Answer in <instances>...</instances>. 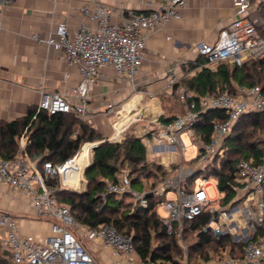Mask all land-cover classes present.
I'll use <instances>...</instances> for the list:
<instances>
[{
  "label": "built area",
  "instance_id": "2783aa9c",
  "mask_svg": "<svg viewBox=\"0 0 264 264\" xmlns=\"http://www.w3.org/2000/svg\"><path fill=\"white\" fill-rule=\"evenodd\" d=\"M140 1L154 7L149 11H139L113 6L103 0H85L80 7L82 19L78 29L73 31L68 24L59 23L46 36L33 34L35 40L62 54L66 62L80 72V80L72 89L78 104H72L61 92L43 90L38 110L44 109L50 115L74 112L83 116L103 68H111L123 78L136 80L146 56V32L180 18L188 0ZM232 2L235 17L220 30L218 38L215 41L198 40L194 44L197 55L205 59L198 64L199 69L215 70L224 63L241 66L248 60L264 57V0ZM116 12L122 17L121 23L113 22ZM177 80L176 72L172 71L168 76L169 83L174 85ZM176 98L184 104V112L169 123L159 122L158 131L149 130L140 137L148 151L156 155L177 152L182 157L177 174L162 178L160 186H145L138 190L132 185L129 172L120 171L117 181L108 180V192L130 195L143 207L148 206L150 195L163 197L161 206L166 215H158L167 231L178 239L183 251L182 264H190L184 231L204 213L209 215V219L203 231L217 237L231 236L235 244L224 246L202 264H264V156L260 161L250 156L235 163L233 195L224 201L226 192L220 190L224 195L218 206L212 204L218 199H211L206 191L208 176L203 177L202 184L188 186V180L196 172H209L212 165L222 161L226 138L244 114L264 112L263 88L259 84L238 85L235 93L226 90L198 94L178 86ZM210 110L219 111L226 117L213 122L211 138L206 141L196 132V126L203 113ZM183 133L200 144L197 156L189 161L192 164L187 167L183 165V154L187 150ZM87 143L93 150L100 141ZM20 144L25 149L24 135ZM78 154L58 164L45 160L40 167L39 161L27 159L22 153L12 160L0 153V184L27 192L36 215L51 222L50 234L37 238L33 234L22 233L17 217L0 209V246L8 252L13 264H100L83 242L86 239L101 240L118 254L126 256L132 264H163L141 258L132 237L121 234L112 224L104 222L91 227L77 221L70 206L59 200L56 187L48 180L58 179L60 188L71 184L67 177L74 172ZM173 162L162 164L167 171H173ZM172 188L177 193L176 197L165 198ZM239 243L244 244L242 252Z\"/></svg>",
  "mask_w": 264,
  "mask_h": 264
},
{
  "label": "crops",
  "instance_id": "0c3cea01",
  "mask_svg": "<svg viewBox=\"0 0 264 264\" xmlns=\"http://www.w3.org/2000/svg\"><path fill=\"white\" fill-rule=\"evenodd\" d=\"M103 1L139 11L154 7L140 0ZM84 2L0 0V119L10 121L25 115L29 106L38 104L43 90L61 92L72 104H78L72 92L80 80L78 68L69 65L53 48L35 40L33 34L46 36L59 23L68 24L73 31L78 29ZM181 13L180 18L146 32V56L136 80L123 78L108 67L101 70L82 116L101 134L99 141L141 136L154 131L162 122V115L176 117L184 112L185 106L176 98V90L201 70L199 63L191 68L198 57L194 44L198 40L215 41L220 30L235 17V9L232 0H188ZM112 19L116 23L122 21L119 12ZM172 71L178 76L174 85L168 81ZM87 146L84 144L81 151L85 147L87 150ZM154 155V161L160 164L175 160L176 156ZM179 159L182 160L180 155ZM82 165L83 175L88 164ZM172 167L175 168L173 164ZM85 181L83 178L81 185H75L83 188ZM0 209L17 217L22 233L37 238L50 234L51 222L36 215L27 192L0 184ZM86 243L100 264H132L101 240Z\"/></svg>",
  "mask_w": 264,
  "mask_h": 264
},
{
  "label": "trees",
  "instance_id": "16d2710c",
  "mask_svg": "<svg viewBox=\"0 0 264 264\" xmlns=\"http://www.w3.org/2000/svg\"><path fill=\"white\" fill-rule=\"evenodd\" d=\"M264 11V2H263ZM205 59L197 57L198 63ZM259 84L264 90V57L252 59L241 66L224 63L217 69L203 68L184 83L189 90L198 94L217 93L228 90L235 93L238 85ZM226 116L219 111L210 110L203 113L196 126V132L209 141L212 124L216 119ZM175 116L160 117L165 123ZM26 138L25 149L20 140ZM263 137V138H262ZM102 139L96 127L86 122L81 115L74 112H57L49 114L38 110L37 105L29 106L25 115L13 120L0 119V153L4 158L15 159L21 153L33 161H39L41 167L45 160L63 163L76 155L86 142ZM224 156L218 165H212L209 174L218 180L221 191L226 192L228 200L232 195L235 163L243 158L254 156L257 161L264 156V112L244 114L233 127L224 143ZM90 166L85 170L87 187L83 191H72L58 186V179L48 182L56 187L59 200L67 203L77 221L91 227H98L104 222L112 224L121 234L132 237L135 248L141 258L152 259L163 264H182L183 251L174 233L167 231L157 213L158 204L163 197L149 196V204L143 207L135 201L125 203L124 195L108 192L107 182L117 181L118 172L123 166L129 168L132 185L142 190L146 180L151 177L164 176L168 171L157 161L151 160L148 148L142 137L127 135L123 141H100L93 149ZM188 180V186L196 184L194 178ZM153 186V185H152ZM209 219L207 213L195 218L191 226L185 229L184 238L188 244L189 262L197 264L207 260L211 253H218L224 246L234 245L231 236L217 237L203 231ZM242 252L243 243H239ZM5 253L12 262L8 252L0 246V264H9L2 257ZM13 264V262H12Z\"/></svg>",
  "mask_w": 264,
  "mask_h": 264
},
{
  "label": "rangeland",
  "instance_id": "374dc122",
  "mask_svg": "<svg viewBox=\"0 0 264 264\" xmlns=\"http://www.w3.org/2000/svg\"><path fill=\"white\" fill-rule=\"evenodd\" d=\"M144 128V127H143ZM159 129L156 128L155 131H158ZM193 131H195V129H193ZM263 138V137H262ZM183 139H184V142L187 146V150L184 152L183 156H184V161H183V165L185 167L187 166H190L192 163H190L189 161L194 159L198 152H199V143L196 142V141H193L192 137L190 135H187L186 133H183ZM87 143V142H86ZM85 144V143H84ZM83 144V145H84ZM82 145V147H83ZM81 147V148H82ZM92 152V155H91V158H90V162H92V158L94 156L93 154V150H91ZM173 151L169 152L168 154H174L176 156H174V167H175V170L173 171H168L164 176H158V177H151L149 180H146V188H153L155 186H160L162 183H161V180L162 178H171V177H174L178 170L179 167H180V159H179V154L177 152H174L172 153ZM148 155H149V158L151 160H154L155 159V155L152 151H148ZM196 162V159L194 160ZM124 168H121L123 172H129V168L127 166H123ZM85 168L83 170V178H85ZM204 176H208L207 177V181H208V185L206 186V191L208 192V195L211 199H218L215 203L212 202L213 205H216L218 206V202L220 198L223 197V192L220 191V189L218 188L217 186V178L213 175H210L206 170L201 172L200 174H197L194 178L195 182L197 185L199 184H202L203 183V177ZM85 185L84 187L82 188L81 186L78 188L75 184H69L67 185L66 187L64 188H67L69 190H72V191H83L86 189L87 187V179L85 178ZM153 185V186H152ZM177 195L176 191L172 188V189H169L167 191V194L164 196L165 198H175ZM125 203H128V202H133L134 203V199L132 196L130 195H126L123 197V199ZM223 202V201H222ZM162 202L158 204V207H157V213L160 215V216H165L166 215V211L164 210V208L161 206ZM86 241H89L88 239H86ZM85 240H83V242L85 243V245L87 246V243H86ZM216 255V253H211L210 256H214ZM2 257L8 261L9 264H12V262L10 261V259L8 258V256L3 253L2 254ZM204 261L206 260H200L198 263L202 264Z\"/></svg>",
  "mask_w": 264,
  "mask_h": 264
},
{
  "label": "bare ground",
  "instance_id": "6f19581e",
  "mask_svg": "<svg viewBox=\"0 0 264 264\" xmlns=\"http://www.w3.org/2000/svg\"><path fill=\"white\" fill-rule=\"evenodd\" d=\"M85 144H88L89 147L87 146V150L85 147L83 149V151H81V149H80L79 154L76 157L75 164L73 165L74 172L67 177V181L69 183L76 184L77 186L81 185L83 182V175H82V166L83 165L82 164H84V165L89 164L90 158L92 155L90 144L89 143H85Z\"/></svg>",
  "mask_w": 264,
  "mask_h": 264
},
{
  "label": "water",
  "instance_id": "95a60500",
  "mask_svg": "<svg viewBox=\"0 0 264 264\" xmlns=\"http://www.w3.org/2000/svg\"><path fill=\"white\" fill-rule=\"evenodd\" d=\"M94 148H95V147H94ZM89 166H90V164H88V165L85 167V170H86V168L89 167ZM196 173H197V172H196ZM149 195H150V194H149Z\"/></svg>",
  "mask_w": 264,
  "mask_h": 264
}]
</instances>
